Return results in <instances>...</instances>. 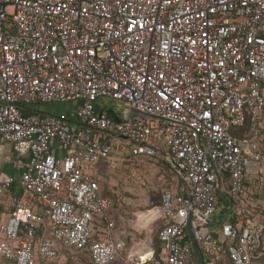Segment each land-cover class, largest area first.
<instances>
[{
    "label": "built area",
    "instance_id": "built-area-1",
    "mask_svg": "<svg viewBox=\"0 0 264 264\" xmlns=\"http://www.w3.org/2000/svg\"><path fill=\"white\" fill-rule=\"evenodd\" d=\"M106 101L122 115L103 111ZM57 104L75 109L39 110ZM134 110L143 117L129 118ZM248 122L249 132L233 135ZM93 132L122 136L133 157L149 160L163 141L182 176L155 218L164 222L161 258L149 246L129 254L130 263L199 264L192 226L209 264L220 253L257 264L264 217L247 183L264 196V0H0V136L27 157L15 164L19 185L42 210L14 195L15 179L0 172V200L10 209L0 223V264H54L55 241L88 252L92 264H114L125 252L114 202L91 173L115 148ZM222 193L231 204L213 224ZM46 220L55 241L42 233Z\"/></svg>",
    "mask_w": 264,
    "mask_h": 264
},
{
    "label": "rangeland",
    "instance_id": "rangeland-1",
    "mask_svg": "<svg viewBox=\"0 0 264 264\" xmlns=\"http://www.w3.org/2000/svg\"><path fill=\"white\" fill-rule=\"evenodd\" d=\"M104 103V107H106L107 110L114 109L122 114L123 107L109 101ZM242 131H245V129L234 128L233 135L242 137ZM111 142L114 144L115 152L110 160L112 165L109 176H107L108 180L106 184L108 193L106 194L112 198L115 212L117 211L119 212H116L117 214L123 215L126 223L130 225L129 231H131L130 235H126L127 247L125 248V252L114 264H136V260L130 263L128 256L131 253H137L140 250L139 248L143 245L147 247L152 246L154 250L159 232L157 227L151 224L158 216V211L152 210L161 208L163 194L176 186L178 180L176 178L177 176L168 165L153 163L152 161H150V163L137 162L133 158H130L131 153L127 142H121L117 137H114ZM163 144L164 142L161 141L160 145ZM258 144L261 151L264 153V132L261 134ZM225 205L226 207L229 206V200L226 197H222L218 210V213L220 212L221 215H223ZM257 211L264 217V201L257 206ZM125 212H127V214ZM129 212L133 213V215L131 214L128 216ZM136 213H138V215L135 216ZM145 217L148 220L147 226L143 224L142 221ZM119 218L120 217H118V219ZM45 222L46 225L49 224L48 220ZM121 222L122 221H120V223ZM141 224H143L145 228L141 227ZM50 231H52V229ZM47 237L54 240L53 235H47ZM82 256H84V254L61 248L59 251V258L55 264H91L88 258L83 259ZM73 257L75 260H73ZM222 262L223 264H230L226 256ZM257 264H264V254Z\"/></svg>",
    "mask_w": 264,
    "mask_h": 264
},
{
    "label": "crops",
    "instance_id": "crops-1",
    "mask_svg": "<svg viewBox=\"0 0 264 264\" xmlns=\"http://www.w3.org/2000/svg\"><path fill=\"white\" fill-rule=\"evenodd\" d=\"M75 104H58V105H54V106H44L42 108H40L39 110H41L43 113H47V114H54V115H67L69 114L70 111L75 109ZM109 114H111L114 117H118L121 116L122 114H120L119 112H117L116 110L112 109V110H103ZM139 117H143V115L139 116ZM244 133V131H242V134ZM93 135L100 138L102 141L103 140H108L109 143H112L111 141L113 140L114 137H117L118 140H120L121 142H127V140L119 135H109V134H97L96 132H93ZM116 139V138H115ZM105 142V141H104ZM128 143V142H127ZM113 144V143H112ZM129 144V143H128ZM114 145V144H113ZM161 146V153H159V155L154 158V159H147V158H135L133 157L131 154L130 158H133L135 161L137 162H149L152 161L153 163H162V164H166V159L164 158L165 155V145H160ZM52 151L56 156H63L65 154V149L61 148L60 145L57 142H53L52 144ZM19 159H27V157L22 158L18 152L15 150L14 146L8 142H6L4 139L1 138L0 136V172H2L3 174V179L4 180H8L9 178H14L15 179V183L13 185L12 188V193L16 196H18L25 204H27L28 206H30L31 208H33L35 210L36 213L41 214L42 210L40 208L39 205V201L37 200V198L26 192L25 190H23L20 187V171L17 169V167L15 166L16 162ZM112 159V157L106 161H102L96 165H94L91 169V173L93 175V178H95L101 186V193L110 198L106 193H108L107 191V184L106 181L107 176H109L110 170H111V163L110 160ZM168 163V162H167ZM167 165V164H166ZM171 165V164H170ZM172 166V165H171ZM173 167V166H172ZM174 168V167H173ZM175 169V168H174ZM176 170V169H175ZM176 172L179 174V176H177V180H178V184L176 186H174L170 191L171 192H176L182 179H181V174L176 170ZM248 186V194H249V203L252 207H257L259 204H261V202L264 201V196L259 194L258 192V188H257V182L256 181H251L247 183ZM168 192V191H166ZM227 195V193H225ZM229 197V196H227ZM112 199V198H111ZM226 206V205H225ZM153 210H157L158 214L161 213L162 210V205L161 208H155ZM152 210V211H153ZM117 212V211H116ZM115 210L113 209V216L116 220V232L118 234V236H121L122 238H124L127 241V234L130 235L131 231H129L130 229V225L126 223V220L123 218V215L117 214L119 212L116 213ZM151 212V211H150ZM149 212V214H150ZM123 213V212H121ZM127 214V212H125ZM133 215V213H128V216ZM148 214V215H149ZM10 215V209L8 208V198L5 197L2 200H0V223L6 222L8 217ZM138 215V213L135 214V216ZM227 215V214H226ZM226 215H221V213H217L213 220L212 223L213 224H218L219 222H221L222 220L225 219ZM118 217H120L118 219ZM120 221H122L120 223ZM143 221V220H142ZM164 222L158 221L155 222V220L152 222V226H156L159 232L160 226L163 224ZM144 224V222H143ZM143 224H141V227H144ZM148 225V224H147ZM139 227V228H141ZM52 228L51 226L48 224L46 225L45 223V228L43 230V235L45 237H47V235H52V231H50ZM98 237L100 236L99 234H97ZM159 235V233H158ZM158 237V236H157ZM49 238V237H47ZM55 241V240H54ZM55 243L57 244V249L63 248V246H61L58 242L55 241ZM147 247V246H142L139 249V252H142L143 250H141L142 248ZM152 247V246H150ZM65 249V248H64ZM68 250V249H67ZM79 254H84V256H82L83 259H89V261L91 262V258L89 253H79ZM225 253H220V260L225 259ZM73 260H75V258L73 257ZM40 263H44V264H49L50 262L41 260L39 261ZM57 263V262H55ZM54 263V264H55ZM53 264V263H52ZM92 264V263H91Z\"/></svg>",
    "mask_w": 264,
    "mask_h": 264
},
{
    "label": "trees",
    "instance_id": "trees-1",
    "mask_svg": "<svg viewBox=\"0 0 264 264\" xmlns=\"http://www.w3.org/2000/svg\"><path fill=\"white\" fill-rule=\"evenodd\" d=\"M244 129H245V131H244L243 134L249 132V130H250V123H249V122L247 123V126H246V128H244ZM243 134H242V136H243ZM103 141L109 143L108 140H103ZM166 164L171 168V170L174 172V174H175L176 176H179V174L176 172V170H175V169H174L169 163L166 162ZM226 180H227V179H226ZM228 181H229V180H227L226 185H225L226 190L229 188V186H228ZM222 197H226V198H228L227 195H226L225 193L220 194V203H221V199H222ZM228 200H229V198H228ZM224 204H225V203H224ZM230 204H231V203H230V200H229V206H230ZM229 206H227V207L225 208V210H224V212H223V216L226 215V214L228 213V210H227V209H229ZM155 245H156V246L154 247V250H156V251H155V255H156L157 259H159V258H161L162 254H163V250H162L163 245H162V243L160 242L159 237H157V239H156V244H155ZM204 257H205L206 264H209V263H210V259H209L208 255L206 254L205 251H204ZM222 261H223V260H220V259H219V260L216 262V264H223ZM228 261H229L230 264H232V263L230 262L229 259H228Z\"/></svg>",
    "mask_w": 264,
    "mask_h": 264
},
{
    "label": "water",
    "instance_id": "water-1",
    "mask_svg": "<svg viewBox=\"0 0 264 264\" xmlns=\"http://www.w3.org/2000/svg\"><path fill=\"white\" fill-rule=\"evenodd\" d=\"M141 115H142L141 112L134 110V111L130 112L129 118H137ZM188 235H189L192 247H193L192 249L194 250L196 257L198 259V263L199 264H206L204 253L200 249L199 245L196 242V239L194 236V230L192 229V226H189V228H188Z\"/></svg>",
    "mask_w": 264,
    "mask_h": 264
},
{
    "label": "bare ground",
    "instance_id": "bare-ground-1",
    "mask_svg": "<svg viewBox=\"0 0 264 264\" xmlns=\"http://www.w3.org/2000/svg\"><path fill=\"white\" fill-rule=\"evenodd\" d=\"M153 211H155V210H153ZM151 212H152V211H151ZM143 222H144V224L147 226L148 220H147L146 217L143 219ZM144 259H147V256H146Z\"/></svg>",
    "mask_w": 264,
    "mask_h": 264
}]
</instances>
